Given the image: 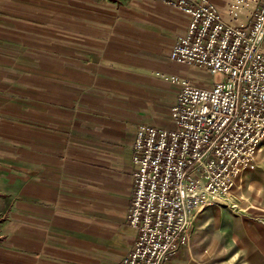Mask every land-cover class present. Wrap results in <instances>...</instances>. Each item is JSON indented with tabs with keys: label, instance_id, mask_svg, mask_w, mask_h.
I'll return each instance as SVG.
<instances>
[{
	"label": "crops",
	"instance_id": "0c3cea01",
	"mask_svg": "<svg viewBox=\"0 0 264 264\" xmlns=\"http://www.w3.org/2000/svg\"><path fill=\"white\" fill-rule=\"evenodd\" d=\"M42 1L0 0V264H118L137 238V126L171 125L188 17L164 0H62L56 17ZM206 1L236 28L259 2Z\"/></svg>",
	"mask_w": 264,
	"mask_h": 264
},
{
	"label": "built area",
	"instance_id": "2783aa9c",
	"mask_svg": "<svg viewBox=\"0 0 264 264\" xmlns=\"http://www.w3.org/2000/svg\"><path fill=\"white\" fill-rule=\"evenodd\" d=\"M168 1L188 17L171 61L219 79L182 81L171 126L139 122L127 215L137 238L118 264H164L177 254L199 214L215 193L229 190L264 135V0L246 28L226 24L206 0Z\"/></svg>",
	"mask_w": 264,
	"mask_h": 264
},
{
	"label": "rangeland",
	"instance_id": "374dc122",
	"mask_svg": "<svg viewBox=\"0 0 264 264\" xmlns=\"http://www.w3.org/2000/svg\"><path fill=\"white\" fill-rule=\"evenodd\" d=\"M164 1L177 7L168 0ZM43 3L45 1L40 3L43 8L56 17H62V0ZM172 63L182 70V81L210 85L219 79L218 75L212 76L194 67ZM178 85L175 99L181 82ZM170 121L172 125L171 118ZM232 181L225 194L215 193L212 201L197 217L188 242L177 254L168 257L164 264H264V135L251 161Z\"/></svg>",
	"mask_w": 264,
	"mask_h": 264
},
{
	"label": "bare ground",
	"instance_id": "6f19581e",
	"mask_svg": "<svg viewBox=\"0 0 264 264\" xmlns=\"http://www.w3.org/2000/svg\"><path fill=\"white\" fill-rule=\"evenodd\" d=\"M217 215H218V214H217ZM200 230H201V229H200ZM200 234H201V233H200ZM200 234H199V235H200ZM197 236H198V235H197ZM200 237H201V236H200ZM197 238H198V237H197ZM206 241H207V240H206ZM204 244H205V243H204ZM196 245H197V244H196ZM199 245H200V244H199Z\"/></svg>",
	"mask_w": 264,
	"mask_h": 264
}]
</instances>
